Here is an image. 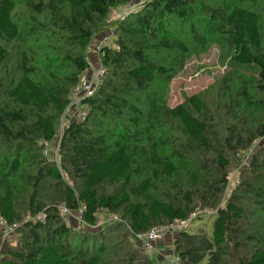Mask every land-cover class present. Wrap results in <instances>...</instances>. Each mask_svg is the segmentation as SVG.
<instances>
[{
	"label": "trees",
	"instance_id": "1",
	"mask_svg": "<svg viewBox=\"0 0 264 264\" xmlns=\"http://www.w3.org/2000/svg\"><path fill=\"white\" fill-rule=\"evenodd\" d=\"M129 1L0 0V219L17 225L13 239L0 226V264H171L135 236L183 221L178 264H264V0H145L109 19ZM109 28L89 114L45 156ZM214 44L227 64L217 86L170 106L169 83ZM81 205L83 223L61 219ZM105 212L120 220L90 230ZM206 214L211 234L191 233Z\"/></svg>",
	"mask_w": 264,
	"mask_h": 264
},
{
	"label": "built area",
	"instance_id": "2",
	"mask_svg": "<svg viewBox=\"0 0 264 264\" xmlns=\"http://www.w3.org/2000/svg\"><path fill=\"white\" fill-rule=\"evenodd\" d=\"M145 0H130L128 3H126V12L127 14H130L133 12L132 7L137 6L139 7V2L143 3ZM125 13V12H124ZM108 31V30H107ZM113 31H108V33H111ZM101 37V36H100ZM100 45H98L97 49L94 47L92 50L93 53H96L94 56L98 57L97 62H94L90 59V53L89 48L87 52V61L88 66L82 72L80 75L78 82L73 86L71 90V103L66 108L71 111H73L75 114L71 117V120L74 119H82L86 117L89 114V104H86V100L90 97H92L100 82L103 81L104 75H105V67L101 62V59L99 57V50L102 46H112V34L109 37L102 36ZM98 51V52H97ZM85 100V101H84ZM85 102V103H83ZM65 110V113H66ZM70 122V121H69ZM66 127V126H65ZM64 130V124L61 123V131L57 132L56 136L52 141H43L44 146V155L49 156L52 158H58V145L61 140V135ZM60 133V134H59ZM252 152V149H249L248 152L243 156V162H247L248 158ZM85 209V205H81L76 211H71L67 207H61L60 209V217L64 222H69L70 218H74L75 222L78 224H81L84 222L82 218V212ZM72 213H75L76 216H72ZM37 220L43 221L45 219V215L43 213H40L36 216ZM120 220V216L113 212H105L100 213L99 217H97V220L94 225L89 226L90 230H98L102 226L107 225L109 223H114L116 221ZM186 224L185 221L183 222H177L173 223L171 225H164L159 227H154L151 230L145 232V233H138L136 234V241L146 250H150L154 248V245L159 243L161 240L165 239L167 235H170L171 233L177 232L181 227H183ZM0 226H2L4 231V237L5 239H13L15 237L14 228L17 226L16 224L9 225L6 221L3 219H0ZM170 251H174V245H171ZM178 257L174 256L170 259L171 264H178Z\"/></svg>",
	"mask_w": 264,
	"mask_h": 264
},
{
	"label": "rangeland",
	"instance_id": "3",
	"mask_svg": "<svg viewBox=\"0 0 264 264\" xmlns=\"http://www.w3.org/2000/svg\"><path fill=\"white\" fill-rule=\"evenodd\" d=\"M139 4H140L139 7L137 6L132 7V9L134 8L132 13L138 11L143 6V3L139 2ZM260 9L263 10L264 8H260ZM125 10H126V5L120 6L116 9H112L111 12L109 13V19L118 20L124 18L125 16H128L127 14L128 12H126ZM179 30L181 33H183L184 31L182 27H179ZM108 31H113V28H109ZM108 31L103 32V34L96 35L93 39L92 45L89 47L91 49L89 50L88 48L90 53V59L94 62H97L98 57L94 56L96 53H93L92 50L94 49V47L97 49L98 45H100L101 42L100 38L102 36L109 37L111 34L113 37L114 35V32L108 33ZM112 42L114 41L112 40ZM220 51L221 50L219 46L217 44H214L210 49H208L207 52L201 53L198 56L196 54H192V56L188 57L185 68L169 83L166 96H167L168 104L170 106L174 107L175 105L182 103L185 99V96L205 90L208 87L214 85L217 86L219 78L227 70V64L223 62L222 58H220ZM250 68L251 69L249 71V74H253L256 70V67L254 65H251ZM244 73L248 74L247 72ZM216 92H217V88L213 87L211 88L210 93L207 95V99L210 102V104H212L213 97L216 95ZM73 114H75L74 109L73 111H71L70 108L66 110V113L65 112L63 113V115L60 117V124L59 127L57 128V132L61 131V123L64 124V128H65L67 123L71 120ZM238 165L234 163L233 168L231 169V173L229 175L230 176L229 188H231L236 181L235 177L240 169ZM72 216L75 217L76 214L72 213ZM214 218L215 215L206 214L202 218L196 219L189 228V231L191 233H197L200 232V230H202L210 235L212 232V222ZM77 224L78 222L75 225ZM173 235L174 233L173 234L171 233L170 235H167L165 239L160 241L167 244L168 250L165 257H167L168 263H170V259L173 257L172 255L174 254V251H170ZM149 254H154V252L149 250ZM161 257L163 258L164 255L161 254Z\"/></svg>",
	"mask_w": 264,
	"mask_h": 264
},
{
	"label": "crops",
	"instance_id": "4",
	"mask_svg": "<svg viewBox=\"0 0 264 264\" xmlns=\"http://www.w3.org/2000/svg\"><path fill=\"white\" fill-rule=\"evenodd\" d=\"M70 221H71V223L69 222V224H71V225H75L76 224V222H75V220H74V218H70ZM76 226V225H75ZM156 248V250L154 251L155 253V256H156V259L158 260V261H161L163 258L161 257V254H163L165 251H167L168 249H167V244H165V243H163V242H160V243H158L157 244V246L155 247ZM159 254V255H158ZM159 256V257H158ZM165 257V256H164ZM155 258V257H154Z\"/></svg>",
	"mask_w": 264,
	"mask_h": 264
}]
</instances>
